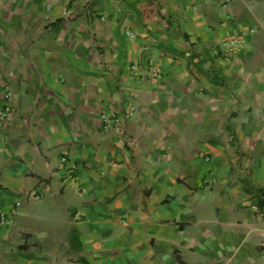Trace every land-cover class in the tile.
Instances as JSON below:
<instances>
[{"label":"crops","instance_id":"crops-1","mask_svg":"<svg viewBox=\"0 0 264 264\" xmlns=\"http://www.w3.org/2000/svg\"><path fill=\"white\" fill-rule=\"evenodd\" d=\"M49 2L0 0V264H264V0Z\"/></svg>","mask_w":264,"mask_h":264},{"label":"built area","instance_id":"built-area-1","mask_svg":"<svg viewBox=\"0 0 264 264\" xmlns=\"http://www.w3.org/2000/svg\"><path fill=\"white\" fill-rule=\"evenodd\" d=\"M53 2L54 0H51V2L47 3L48 9L51 7ZM221 6L223 8H227L226 5H221ZM243 45H245V41L241 37H236L224 43V47L229 50L242 47ZM133 68L138 73V75L143 74V71L140 68H137V67H133ZM147 75L151 79H157L160 76V71L158 68L148 65ZM3 93H4V105L0 111V122L8 119L13 113V106H12L13 92L10 89V87L5 86L3 89ZM134 111L135 110L132 109V111L128 113H124V114L120 113V114H112V115L106 111H103L100 117H101L102 123L104 124V128L106 130L113 128L116 132L122 133L127 119L133 116ZM66 161H67L66 157L61 158V162L64 163ZM17 205H19L18 202H17Z\"/></svg>","mask_w":264,"mask_h":264},{"label":"trees","instance_id":"trees-1","mask_svg":"<svg viewBox=\"0 0 264 264\" xmlns=\"http://www.w3.org/2000/svg\"><path fill=\"white\" fill-rule=\"evenodd\" d=\"M247 183V192L253 194L257 199V206L260 211L264 209V187H260L256 184H251L248 179L245 181Z\"/></svg>","mask_w":264,"mask_h":264}]
</instances>
